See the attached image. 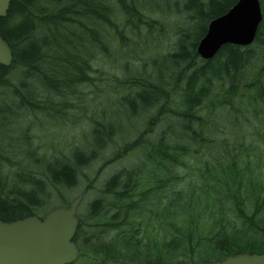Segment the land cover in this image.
Segmentation results:
<instances>
[{
  "label": "trees",
  "instance_id": "obj_1",
  "mask_svg": "<svg viewBox=\"0 0 264 264\" xmlns=\"http://www.w3.org/2000/svg\"><path fill=\"white\" fill-rule=\"evenodd\" d=\"M236 1L11 2L0 20L12 53L11 65H0V102L11 96L6 124H24L32 150L14 158L0 147V221L36 217L53 195L64 206L130 156L99 185L86 242L79 226L83 257L207 264L263 254L264 0L252 45L227 44L209 61L196 55L210 20ZM69 115L83 122L81 138L62 146ZM143 118L148 130L134 132ZM37 131L52 138L37 146ZM108 149L79 190L80 170ZM27 156L33 168L24 173Z\"/></svg>",
  "mask_w": 264,
  "mask_h": 264
},
{
  "label": "water",
  "instance_id": "obj_2",
  "mask_svg": "<svg viewBox=\"0 0 264 264\" xmlns=\"http://www.w3.org/2000/svg\"><path fill=\"white\" fill-rule=\"evenodd\" d=\"M0 0V20L11 2ZM260 0H237L228 11L210 20L197 43L196 54L204 61L214 58L227 44L247 47L255 40L262 22ZM11 49L0 35V65L10 66ZM84 192L65 207L52 209L41 221L27 217L13 223L0 221V264H69L78 258L72 242L78 227L77 208ZM102 264H126L107 258ZM211 264H264V254L234 255Z\"/></svg>",
  "mask_w": 264,
  "mask_h": 264
},
{
  "label": "rangeland",
  "instance_id": "obj_3",
  "mask_svg": "<svg viewBox=\"0 0 264 264\" xmlns=\"http://www.w3.org/2000/svg\"><path fill=\"white\" fill-rule=\"evenodd\" d=\"M0 97H1V91H0ZM4 100L6 102L2 103L0 102V147H5L4 151L5 153H7L8 156L14 157V155H23L28 152L31 151L32 149L24 144V141L22 139L21 136V132L23 130V128L25 127L24 124H9L7 125V122H11V120L14 119V111L15 108L12 107L11 104H9L8 101L11 100V96L8 94L7 95V99L4 98ZM8 102V103H7ZM2 111H5V113L2 115ZM75 115V114H74ZM43 118L46 120V122L48 121L46 119V114L44 112V114L42 115ZM67 121L63 126H59L60 127V131L62 132L61 134V139L60 141L62 142V146H67V144H69V146H74L77 145L79 142V138H81V134H80V127L82 126V121L80 123H78L76 125V120L74 119V117H71L70 115L67 116ZM132 129L134 132L137 133V131L141 134L143 133L145 130H148V127H146V119H138L136 120L133 124H132ZM128 125L125 126V129H127ZM160 126V125H159ZM159 126H156L155 128L158 130ZM86 129V128H85ZM125 129L123 131H125ZM137 130V131H136ZM37 135H36V139H34L33 143L36 144L37 146H43L45 144V142L52 138H44L42 136V132L37 131ZM150 134L152 132V129L149 131ZM225 133H229V130L224 131ZM149 133L147 134V137L150 140H154L155 137L157 136V134L155 135H150ZM49 136L50 133H49ZM122 138H116L114 144L116 143H120L122 144ZM111 149V148H110ZM105 151L103 154H101L99 156L98 159L94 160V162H92V164H90L89 166L85 167L82 169V171L80 170V176H81V180H79V183L77 185V188H79V190L86 184V182L92 181V179L96 176V172L99 170L100 166H102V162L103 159L107 158L109 156V150ZM42 150V149H41ZM136 157V156H134ZM29 156L25 157V161L24 164L26 167H28L26 170H24V173L27 172V170H29V168H33V163L32 161H30ZM130 156L127 157L123 160L117 161L114 164L108 165L102 173H99L98 176V180L97 183L94 185L95 189L93 191H90L86 194V196L84 197V200L81 204V206L79 207L78 211V217L80 219L81 225H82V229H81V234L83 236V242L86 241V233L87 234H94V223H98V221L96 220V218L91 217L90 212H89V205L93 202V200L98 196V190L101 189V187H99V185L103 184L105 180H107L110 176H112L113 174H115V172L122 170L123 168H128L130 166V163L132 160ZM10 171V170H9ZM11 172V171H10ZM185 171H182V175H184ZM66 196H70L69 194H65ZM48 199V197H47ZM46 199V201H47ZM47 201L44 202V205L42 208L36 210V213L39 216H44L46 215V213H48L49 210L53 209V208H49L48 205L51 206H59L61 203V200L59 198V196H51ZM55 208V207H54ZM86 225V226H85ZM85 248H87L85 246ZM87 250V249H86ZM186 260L185 263L186 264H193L191 261ZM92 261V260H91ZM99 261L101 260H93L91 263L90 260H88V257H82V259H80V261L76 264H99ZM194 262V260H193ZM212 262V261H211ZM211 262H207V263H211Z\"/></svg>",
  "mask_w": 264,
  "mask_h": 264
},
{
  "label": "flooded vegetation",
  "instance_id": "obj_4",
  "mask_svg": "<svg viewBox=\"0 0 264 264\" xmlns=\"http://www.w3.org/2000/svg\"><path fill=\"white\" fill-rule=\"evenodd\" d=\"M86 242V241H85Z\"/></svg>",
  "mask_w": 264,
  "mask_h": 264
}]
</instances>
